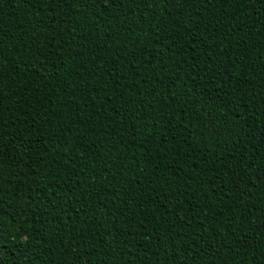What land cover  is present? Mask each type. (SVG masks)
Segmentation results:
<instances>
[{"label": "trees", "instance_id": "1", "mask_svg": "<svg viewBox=\"0 0 264 264\" xmlns=\"http://www.w3.org/2000/svg\"><path fill=\"white\" fill-rule=\"evenodd\" d=\"M0 264H264V0H0Z\"/></svg>", "mask_w": 264, "mask_h": 264}]
</instances>
